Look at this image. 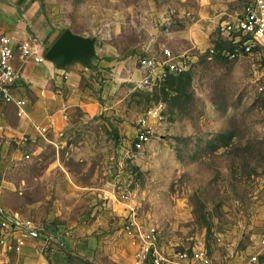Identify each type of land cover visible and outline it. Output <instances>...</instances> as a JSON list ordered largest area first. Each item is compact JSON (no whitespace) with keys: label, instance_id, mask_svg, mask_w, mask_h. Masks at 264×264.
<instances>
[{"label":"rangeland","instance_id":"1","mask_svg":"<svg viewBox=\"0 0 264 264\" xmlns=\"http://www.w3.org/2000/svg\"><path fill=\"white\" fill-rule=\"evenodd\" d=\"M66 1L74 28L121 76L60 115L46 141L22 136L16 113L1 123L0 205L42 232L1 264H137L133 220L158 226L169 248L264 260V63L221 55L241 0ZM162 48L184 55L187 71L136 88L137 60ZM150 108L160 116L138 149Z\"/></svg>","mask_w":264,"mask_h":264},{"label":"built area","instance_id":"2","mask_svg":"<svg viewBox=\"0 0 264 264\" xmlns=\"http://www.w3.org/2000/svg\"><path fill=\"white\" fill-rule=\"evenodd\" d=\"M222 34L229 48H224L221 55L228 59L253 56L264 63V0H243L242 9L233 20L222 25ZM19 51L23 59L33 58L36 62L44 60V56L30 43L15 44L12 37L0 33V122L7 104L13 103L18 108V115L26 114L23 106L26 101L16 99L13 84L22 78L13 59ZM184 55L175 54L170 48H162L161 52L141 56L137 60L141 78L136 81V88L152 90L154 86L166 82L171 77H178L188 69ZM160 116L159 110L150 108L142 123V129L135 139V146L143 148L154 131L152 120ZM39 134L48 139L50 125H37ZM26 159L30 155L25 156ZM133 235L138 241L137 264H233L232 261H218L205 244L169 248L163 245L161 231L151 224L143 229L132 221ZM41 228L19 217L10 215L0 205V264L2 257L10 249L21 251L29 241L41 238ZM264 243V240H263ZM262 253L250 251L243 264H264Z\"/></svg>","mask_w":264,"mask_h":264},{"label":"crops","instance_id":"3","mask_svg":"<svg viewBox=\"0 0 264 264\" xmlns=\"http://www.w3.org/2000/svg\"><path fill=\"white\" fill-rule=\"evenodd\" d=\"M63 1L0 0V33L12 37L15 44H32L41 56H44L66 29L92 38L91 35L74 28L71 18L64 13L67 11L63 8ZM66 2L72 10L73 2ZM242 2L243 0L240 11ZM13 64L22 73V78L13 84L12 92L16 99L26 101L23 106L26 114L19 116L17 106L13 103L7 104L3 110L0 127L2 122L16 113L18 129L22 136H28L29 139L39 137L45 141L39 134L37 125H50L51 129L56 130V119L60 115L95 101L94 86H100L101 81L104 82L102 94L107 96L113 83L112 75L115 82L117 75L121 76L116 61H107L98 54L90 56L87 66L80 62L58 66L45 59L40 62L33 58L23 59L17 51ZM138 71L139 78L137 77L136 81L141 78L140 70ZM92 73L96 76H92ZM45 144L44 146H47Z\"/></svg>","mask_w":264,"mask_h":264},{"label":"water","instance_id":"4","mask_svg":"<svg viewBox=\"0 0 264 264\" xmlns=\"http://www.w3.org/2000/svg\"><path fill=\"white\" fill-rule=\"evenodd\" d=\"M96 52L93 38L83 37L66 29L44 54V59L58 66H66L72 62L88 64L90 56Z\"/></svg>","mask_w":264,"mask_h":264},{"label":"trees","instance_id":"5","mask_svg":"<svg viewBox=\"0 0 264 264\" xmlns=\"http://www.w3.org/2000/svg\"><path fill=\"white\" fill-rule=\"evenodd\" d=\"M179 77V76H178ZM173 78H175V77H173Z\"/></svg>","mask_w":264,"mask_h":264}]
</instances>
